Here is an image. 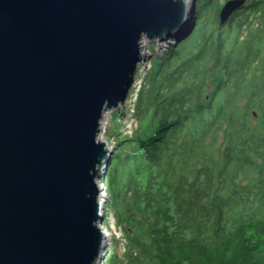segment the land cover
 Wrapping results in <instances>:
<instances>
[{
    "label": "water",
    "instance_id": "obj_1",
    "mask_svg": "<svg viewBox=\"0 0 264 264\" xmlns=\"http://www.w3.org/2000/svg\"><path fill=\"white\" fill-rule=\"evenodd\" d=\"M245 2L226 0L218 25ZM192 18L185 0H0V264L100 263V120L123 104L142 39L177 42Z\"/></svg>",
    "mask_w": 264,
    "mask_h": 264
},
{
    "label": "trees",
    "instance_id": "obj_2",
    "mask_svg": "<svg viewBox=\"0 0 264 264\" xmlns=\"http://www.w3.org/2000/svg\"><path fill=\"white\" fill-rule=\"evenodd\" d=\"M202 7L195 33L135 67L136 126L103 180L127 240L109 264H264V0L223 26Z\"/></svg>",
    "mask_w": 264,
    "mask_h": 264
},
{
    "label": "rangeland",
    "instance_id": "obj_3",
    "mask_svg": "<svg viewBox=\"0 0 264 264\" xmlns=\"http://www.w3.org/2000/svg\"><path fill=\"white\" fill-rule=\"evenodd\" d=\"M214 1L213 6L202 4L200 0H185L186 5H190L192 8V13H193V28L192 31L189 33H195L194 28L195 25L197 26V22H195V12L199 11V5H203L201 8V13L204 12L205 10H210L211 7H215L217 4L222 6V4L226 0H212ZM218 16V15H217ZM207 17V14L204 12L203 14H200L199 20H201L200 23H202L204 18ZM186 15L183 17V21H185ZM202 25V24H201ZM224 25V24H223ZM221 25V26H223ZM226 27V26H225ZM225 29V28H224ZM233 35V32L231 33ZM188 36V35H187ZM143 40V48L141 50L142 56L144 59L140 60L139 62L136 63V65H139V71L142 72V70H145L149 68L150 63L149 59L153 55H162L164 52L170 47V46H177V42L174 36H171L167 39H152V40H147V39H142ZM142 44V42H141ZM135 76V75H134ZM140 84V79L134 80L129 86V91L127 93V96L123 102V104L120 106L118 105L116 109H112L110 111H106L103 113V118L100 120V128L101 131L99 132V137L101 140L105 141L108 145V147L112 150L116 146V135L117 134H129L131 133V130L136 126V121L135 119L131 116V111L133 110V102L136 98V92L139 88ZM220 96H218L215 100V103L218 102ZM119 108L123 109L122 113H118ZM127 108H129V112H127ZM223 137L224 133L220 132L219 137L216 143V149H221L223 145ZM107 200V199H106ZM106 200L103 202V205L106 204ZM104 211L106 212L105 214V219L103 224L101 225L104 226V234L106 236V245L103 250L102 258L100 260L99 264H109V262H117L119 263L120 261L122 262L123 258V253L125 249L127 248V240L124 236V233L117 224L113 211L110 208H104ZM106 231V232H105Z\"/></svg>",
    "mask_w": 264,
    "mask_h": 264
},
{
    "label": "bare ground",
    "instance_id": "obj_4",
    "mask_svg": "<svg viewBox=\"0 0 264 264\" xmlns=\"http://www.w3.org/2000/svg\"><path fill=\"white\" fill-rule=\"evenodd\" d=\"M185 8L186 9H189L190 8V5L188 4V5H186V3H185ZM187 11V10H186ZM107 170V169H106ZM101 205H102V201H101ZM104 208H105V206H104ZM100 211V210H99ZM101 229H103L104 230V226H102L101 227ZM106 232V231H105ZM104 233V232H103ZM106 234V233H105Z\"/></svg>",
    "mask_w": 264,
    "mask_h": 264
}]
</instances>
